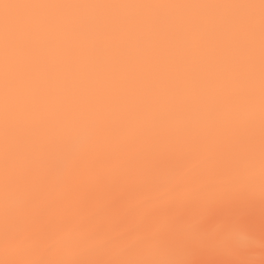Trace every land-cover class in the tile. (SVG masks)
Returning a JSON list of instances; mask_svg holds the SVG:
<instances>
[{"label": "snow or ice", "instance_id": "obj_1", "mask_svg": "<svg viewBox=\"0 0 264 264\" xmlns=\"http://www.w3.org/2000/svg\"><path fill=\"white\" fill-rule=\"evenodd\" d=\"M0 264H264V0H0Z\"/></svg>", "mask_w": 264, "mask_h": 264}]
</instances>
